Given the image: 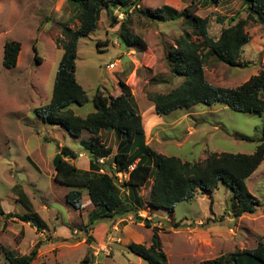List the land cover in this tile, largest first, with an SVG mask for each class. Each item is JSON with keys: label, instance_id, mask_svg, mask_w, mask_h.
<instances>
[{"label": "rangeland", "instance_id": "374dc122", "mask_svg": "<svg viewBox=\"0 0 264 264\" xmlns=\"http://www.w3.org/2000/svg\"><path fill=\"white\" fill-rule=\"evenodd\" d=\"M165 5L207 18L208 34L213 39L229 26L231 18H246L244 0H221L218 5L210 0H139L137 7L153 11ZM76 13L69 0H0V208L5 214L35 213L47 226L40 233L16 218L0 216V264H8L7 253L21 257L37 243H41L42 256L32 264H81L85 257L91 258L92 264H108L114 257L116 264H147L126 250L120 238V244L115 241L110 245L107 257L102 253L92 257L98 244L85 234L87 215L93 211L88 194L83 190L82 203L74 209L65 200L69 189L53 179L52 160L59 146L87 155L90 145L88 132L76 140L61 126L36 115V110L49 103L62 55V30L78 27ZM123 22L139 40L129 49L118 38ZM245 31L251 37L240 58L245 67L230 68L209 57L204 66L208 83L236 88L264 67V28L249 22ZM184 32L191 29L183 18L162 23L132 7L102 10L96 30L81 38L77 47L75 78L88 102L70 108L84 118L94 112L96 90L116 96L120 92L117 81L122 80L144 122L151 120L152 134L159 135L161 144L156 145L153 138L152 153L189 163L202 162L213 153L252 154L263 131L264 112L240 113L220 104H200L167 116L149 115L154 107L147 94H166L183 82L172 76L165 56ZM11 41L20 44V51L16 67L7 70L2 67L3 46ZM111 63L114 68L107 69ZM84 161L80 157L76 166L81 169ZM255 172L248 185L260 206L254 214L238 218L232 216L230 191L224 185L209 195L197 193L193 200L178 203L171 215L162 209H152L154 213L148 210L149 190H137L142 199L138 205L141 214H131L130 243L147 244L156 233L168 264H198L254 250L258 242L264 244V159ZM113 175L118 178V173ZM117 186L126 195L123 182L117 181ZM136 217L143 225L138 226ZM146 221L152 229L144 226Z\"/></svg>", "mask_w": 264, "mask_h": 264}, {"label": "trees", "instance_id": "16d2710c", "mask_svg": "<svg viewBox=\"0 0 264 264\" xmlns=\"http://www.w3.org/2000/svg\"><path fill=\"white\" fill-rule=\"evenodd\" d=\"M69 1L77 9L75 16L78 27L63 28L62 55L51 97L45 107L36 110V115L44 122L61 126L72 138H79L84 131L92 135L88 148V171L79 170L69 163V160L75 159L77 155L66 146L58 147V152L52 160L54 181L69 189L65 194L67 204L79 209L81 191L85 190L95 208L88 216L89 226L96 221L115 220L126 214L136 216L138 205L142 201L137 195V189L146 186L153 178L149 198L146 200L151 209L172 213L178 203L193 200L197 193L209 195L219 185H224L230 191V210L234 218L254 214L260 203L248 191L246 179L257 170L264 159V127L255 151L250 155L213 153L202 162L189 163L175 157L147 153L141 115L137 111L130 88L122 80L117 81L120 90L117 97L97 89L92 97L94 112L84 118L75 115L70 107H82L88 102L85 91L75 78L78 41L96 30L102 10L106 12L115 7H132L142 16L162 23L183 18L191 29V32H184L174 42L165 56L172 76L182 78L183 82L166 94H147V99L152 103L157 115L166 116L176 110H187L200 104H220L240 113H263L264 67L240 86L224 88L207 82L204 66L208 58L213 57L216 62L230 68L245 67L240 58L243 47L251 39L245 28L249 22L264 28V0H244L246 18H231L229 26L221 30L217 39L208 34L207 18L178 12L166 5L152 11L137 7L139 0L130 4L128 0ZM220 1L210 0L214 5H218ZM118 38L128 49L139 44V40L128 32L127 22L121 23ZM19 51L18 42L4 44V69L16 67ZM103 130L114 131L119 139L117 152L112 159L114 168L110 174L99 173L98 159L108 156L111 152L110 149L98 148L99 134ZM136 159L138 161L134 164ZM131 165L134 167L129 171ZM114 173L127 174V179L123 181V186L127 189L126 195L120 193ZM0 216L7 219L16 218L29 224L36 232L41 233L47 228L35 213L5 214L0 208ZM141 221V218L136 217V223ZM147 221L144 226L150 227ZM87 233L86 229L85 234ZM40 246L41 243H37L27 255L21 257L7 253L8 264H32L38 257ZM126 249L147 264H168L156 233L151 236L149 246L129 243ZM81 264H92L91 258L85 257ZM198 264H264V244L258 242L254 250L237 251L224 259L219 257Z\"/></svg>", "mask_w": 264, "mask_h": 264}, {"label": "crops", "instance_id": "0c3cea01", "mask_svg": "<svg viewBox=\"0 0 264 264\" xmlns=\"http://www.w3.org/2000/svg\"><path fill=\"white\" fill-rule=\"evenodd\" d=\"M119 94H120V92H117L116 96H112V97H117ZM149 115L154 118V116H156L157 114L155 113L154 109H152V111H149ZM141 120H142V127H143V131H144V145H145L147 153L150 154V152H151L150 151V145L154 144V139L153 138L156 139L155 140L156 145H160L161 144L160 141H159L160 140L159 139V135L156 134V133L152 134L151 129H153V126H152V124H150L151 120H147V122L145 123L144 122V118L142 116H141ZM149 124H150V126H149ZM84 132H82V134ZM82 134H81V136H82ZM81 136L79 138H73V139L79 140L81 138ZM157 137H158L159 140L157 139ZM91 138H92V135L89 134V137H88V141L89 142L88 143H90ZM118 142H119L118 136L112 130H103L99 134V147L98 148H101L102 150H105V149H110L111 150V152L109 153L108 156L101 157V158L98 159V164L100 165V170H103V172L105 171L104 173H108V174L112 173L111 171L114 168V164L112 163V159H113V156L115 155V153L117 152ZM73 152L77 155V157L75 159L69 160V163H71L76 168H78L76 166L75 162L80 157H83V158H85V161L80 165L81 169H79V168L78 169L82 170V171H88L89 170V161H90L89 156H88L89 153L86 155L85 153H82V152H78V153H76L75 151H73ZM153 153H156V152H153ZM156 154L163 155L160 152H157ZM137 161H138V159L135 160L134 164L137 163ZM182 162H184V161H182ZM108 170H109V172H108ZM256 173L257 172H254L248 179H246L247 189L251 193H252V191L250 190L248 183H249V180L251 178H253V176H255ZM152 180H153V178L148 181L146 186L140 187V188L137 189V190H139V189L142 190V189L146 188V189L149 190L146 199L149 198L150 185L152 183ZM82 192L83 191H81V198H82ZM138 196H140V195L138 194ZM81 203H82V199H81ZM89 203H90V201H89ZM91 206H92V204H91ZM94 209L95 208L93 207V211H94ZM148 210H150L151 212L154 213V211L150 207H148ZM93 211H91L90 213H92ZM137 211H138V214H141L139 212L140 211L139 208H138ZM89 214L87 215V221L85 222V223H88V224H89V222H88L89 221V219H88ZM171 214L169 213V215H171ZM130 220H131V215L130 214H126L125 216H123L121 218H118V219H115V220H100V221H96L92 226H90V229H89V226L87 227L88 235L92 236L94 243L98 244V245L105 244L104 242L107 239L108 242L106 244H109V247H110V245L112 246L113 243H115V241L117 242L116 244H120L119 241H117V239L120 238V239L123 240V247L126 249V246L130 243V239H129V237H130L129 232H131V227L129 225L130 224V222H129ZM137 224H138V226L139 225H143L142 222L141 223H137ZM27 225L29 226V224H27ZM30 228H32V227H30ZM150 228L152 229L151 226H150ZM55 234H56V232H55ZM40 235H42V234H40ZM106 235H108V236H106ZM83 239L84 238H82V242L85 243V240H83ZM149 244H150V241L147 244L145 243L144 245L145 246H149ZM41 256H42L41 249H39L38 257H41ZM108 264H116L115 257L113 259H111V262L108 263Z\"/></svg>", "mask_w": 264, "mask_h": 264}, {"label": "built area", "instance_id": "2783aa9c", "mask_svg": "<svg viewBox=\"0 0 264 264\" xmlns=\"http://www.w3.org/2000/svg\"><path fill=\"white\" fill-rule=\"evenodd\" d=\"M115 66L114 63H111L106 66L107 69H113ZM133 165L129 166L128 170L131 171L133 169ZM99 173H104L103 170H99ZM127 179V174L118 173V178L116 181L118 183H121ZM150 220V218H148ZM111 250L109 249V244H103L98 245L96 247H93L92 257L96 258L100 253H102L104 256H108L110 254Z\"/></svg>", "mask_w": 264, "mask_h": 264}]
</instances>
